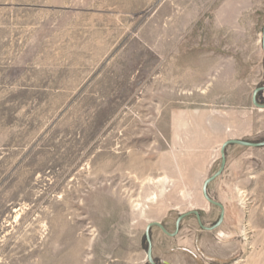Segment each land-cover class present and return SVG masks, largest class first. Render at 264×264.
<instances>
[{
    "label": "rangeland",
    "instance_id": "374dc122",
    "mask_svg": "<svg viewBox=\"0 0 264 264\" xmlns=\"http://www.w3.org/2000/svg\"><path fill=\"white\" fill-rule=\"evenodd\" d=\"M263 34L264 0H0V264H151V223L217 225ZM226 157L223 224L153 227L156 264H264V148Z\"/></svg>",
    "mask_w": 264,
    "mask_h": 264
},
{
    "label": "water",
    "instance_id": "95a60500",
    "mask_svg": "<svg viewBox=\"0 0 264 264\" xmlns=\"http://www.w3.org/2000/svg\"><path fill=\"white\" fill-rule=\"evenodd\" d=\"M262 45H263V51H264V34H263V41H262ZM264 93V87L262 88H259L255 91L254 93V97H253V103L254 105L258 108V109H264V104H260L258 103L257 101V97L259 94H263ZM231 145H239V146H243V147H247V148H254V149H261V148H264V142H261V143H253V142H247V141H242V140H230L228 141L227 143L224 144L223 148H222V159H223V164H222V167L220 169V171L214 175L212 178H210L209 180H207L204 184V187H203V194H204V197L205 199L212 205L214 206H217L221 209V219H220V222L215 225L214 227L212 228H206L202 222H201V216L198 212L196 211H192L188 214H185V215H182L177 223V230L175 233H169L167 231V229L163 226L162 223L160 222H154V223H151L148 228H147V235H146V239H147V242H148V246H149V250H148V255H147V261L151 264H156L154 259H153V241H152V237H151V230L153 229V227H159L165 234H167L168 236L170 237H177L180 233V223L185 220L187 217L189 216H192V215H196V217L198 218V221L201 225V227L204 229V230H207V231H214L216 229H218L224 222L225 220V207L223 204L217 202L216 200L212 199L208 193V186L213 182L215 181L217 178H219L224 170H225V166L227 164V157H226V149L228 146H231Z\"/></svg>",
    "mask_w": 264,
    "mask_h": 264
},
{
    "label": "crops",
    "instance_id": "0c3cea01",
    "mask_svg": "<svg viewBox=\"0 0 264 264\" xmlns=\"http://www.w3.org/2000/svg\"><path fill=\"white\" fill-rule=\"evenodd\" d=\"M175 250H173L172 252H174ZM155 253V252H154ZM161 262L163 263V264H175V260H172V259H170V258H167V257H165V258H162L161 259Z\"/></svg>",
    "mask_w": 264,
    "mask_h": 264
},
{
    "label": "bare ground",
    "instance_id": "6f19581e",
    "mask_svg": "<svg viewBox=\"0 0 264 264\" xmlns=\"http://www.w3.org/2000/svg\"><path fill=\"white\" fill-rule=\"evenodd\" d=\"M263 110H264V109H263ZM260 111H262V110H260ZM154 181H156V180H154V179H153V180H150V182H153V183H154ZM243 205H244V204H243ZM137 206L139 207V206H140V203L137 202Z\"/></svg>",
    "mask_w": 264,
    "mask_h": 264
}]
</instances>
